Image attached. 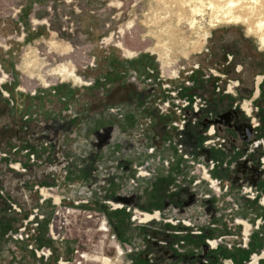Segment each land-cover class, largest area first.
Returning <instances> with one entry per match:
<instances>
[{
	"label": "rangeland",
	"instance_id": "374dc122",
	"mask_svg": "<svg viewBox=\"0 0 264 264\" xmlns=\"http://www.w3.org/2000/svg\"><path fill=\"white\" fill-rule=\"evenodd\" d=\"M202 10L191 30L172 0H0V264L264 258V50Z\"/></svg>",
	"mask_w": 264,
	"mask_h": 264
},
{
	"label": "bare ground",
	"instance_id": "6f19581e",
	"mask_svg": "<svg viewBox=\"0 0 264 264\" xmlns=\"http://www.w3.org/2000/svg\"><path fill=\"white\" fill-rule=\"evenodd\" d=\"M172 1L180 7L181 13L177 15L178 25H180L183 21H185V23H187V25L191 30L195 29L198 15H200L203 12L202 9L205 7V5H208L212 9L211 22H210L212 26L215 24L219 25L223 23L242 24L246 26L248 34L258 37L260 46L264 50V0H172ZM186 13H188L189 15H187ZM207 36H208V32L207 33L204 32L201 37L202 39L205 40ZM203 44H204L203 41L201 42L200 40H197L190 44V48L193 52L194 51L199 52L202 49ZM151 219L152 216H150V218L147 221H150ZM248 230L249 229H247L246 227L244 233L247 234ZM255 259H257V256Z\"/></svg>",
	"mask_w": 264,
	"mask_h": 264
},
{
	"label": "crops",
	"instance_id": "0c3cea01",
	"mask_svg": "<svg viewBox=\"0 0 264 264\" xmlns=\"http://www.w3.org/2000/svg\"><path fill=\"white\" fill-rule=\"evenodd\" d=\"M76 76V75H75ZM76 78L78 79V81H76V82H79V83H82V80L79 78V77H77L76 76ZM211 148H209L208 149V154H209V156H210V158L212 159V160H214L213 158H212V154H211ZM233 156V157H232ZM232 156H231V158H234V157H236L237 155L235 154V152L232 154ZM220 158H218V159H215L214 161H216V160H219ZM219 171H217V173H218ZM147 175V173L146 172H144V176H146ZM139 176H141V174H139ZM143 176V177H144ZM204 179L205 180H207L208 181V183L210 184V186H209V188H211V189H213L216 193H220L221 192V188H220V182L218 181V180H215V179H213V178H211V176L209 175V173L207 172V171H204ZM253 197H254V195H252ZM252 199H254V198H252ZM114 205V209H120V208H122L123 206L121 205V204H113ZM117 205V206H116ZM252 211H251V209L248 207V209H247V211L245 212L246 213V215L248 216L250 213H251ZM148 212H142V211H139V210H136L135 211V216H134V220L135 219H139V224H143V225H146V224H148V223H150L151 221H155V222H158V220H160L161 219V213L159 212V211H154L153 213H149V214H147ZM146 215H150V216H152V219H151V221H148V222H142L141 220L143 219L142 217H144L145 218V216ZM155 217V218H154ZM103 222H105V221H103ZM187 222V221H186ZM106 223V222H105ZM185 226H189L188 224H184ZM236 225H238V226H241L242 227V235H243V237L245 236V238H246V240L247 239H249V236H250V232H251V230L253 229V228H256V226H258L259 225V223H257V224H255V225H252L248 220H244V219H237V222H236ZM246 226H248V233L247 234H245L244 233V230H245V228H246ZM255 226V227H254ZM104 231H105V233H107L109 230H108V227H107V225H106V229H104ZM246 240H245V242H246ZM247 244V243H246ZM245 244V246H247ZM210 245L211 246H213V248H216L217 247V245H218V243L217 242H212V241H210ZM115 250H116V255H117V258H119V256L120 255H122L123 254V251H122V249H121V247L116 243L115 244ZM256 256H257V259H255L256 258ZM108 259V258H107ZM254 260V261H253ZM262 260H264V258L262 257V255L261 256H259V254H254L253 256H252V264H258L260 261H262Z\"/></svg>",
	"mask_w": 264,
	"mask_h": 264
},
{
	"label": "flooded vegetation",
	"instance_id": "af4514ba",
	"mask_svg": "<svg viewBox=\"0 0 264 264\" xmlns=\"http://www.w3.org/2000/svg\"><path fill=\"white\" fill-rule=\"evenodd\" d=\"M248 112H249V111H248ZM230 119H231L230 115H225V116L222 118V122H223L224 124H226V123L229 124V123H230ZM243 132H245L247 138H249V135H250V132H251L250 128L246 127V129H245ZM242 136H244V134H242ZM116 206H117V205H116Z\"/></svg>",
	"mask_w": 264,
	"mask_h": 264
},
{
	"label": "built area",
	"instance_id": "2783aa9c",
	"mask_svg": "<svg viewBox=\"0 0 264 264\" xmlns=\"http://www.w3.org/2000/svg\"><path fill=\"white\" fill-rule=\"evenodd\" d=\"M251 192V191H250ZM20 239H22V236H20Z\"/></svg>",
	"mask_w": 264,
	"mask_h": 264
}]
</instances>
